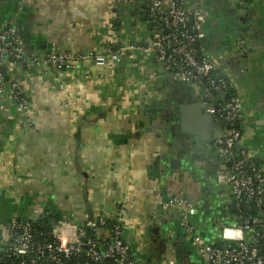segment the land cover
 I'll return each mask as SVG.
<instances>
[{
  "label": "crops",
  "instance_id": "1",
  "mask_svg": "<svg viewBox=\"0 0 264 264\" xmlns=\"http://www.w3.org/2000/svg\"><path fill=\"white\" fill-rule=\"evenodd\" d=\"M154 1L0 0V32L14 24L24 51L35 56L54 49L106 53L127 43L148 42L150 25L143 23L141 10ZM260 1L247 38L259 49L255 56L260 58L247 82L231 78L234 94L245 106L240 121L243 146L264 174V0ZM210 4L203 0L205 12ZM132 34L139 40H132ZM208 47L195 48L199 54L220 57ZM162 67L141 52L107 65L85 57L70 74L21 70L4 63L2 72L21 83L32 113L29 125L21 128L13 104L0 98V238L15 218L35 222L49 214L56 219L65 215L72 226H83L90 222L88 202L94 219L117 212L136 264H166L167 257L176 264L205 262L180 227L178 214L164 204L172 197L187 200L192 195L193 222L204 240L214 244L221 213L226 210L228 221L236 220L230 186L219 181L228 169L216 141L212 163L192 170L183 167L173 175L177 181L172 176L162 183L159 154L165 150L159 147L157 133L146 130L156 108L153 102H176V88L160 78ZM185 102L187 128L193 131L197 105L191 97ZM214 132L227 133L216 119ZM205 196L218 209L203 215L196 204ZM58 232L65 237L75 234L66 226ZM2 246L0 241V256L5 255Z\"/></svg>",
  "mask_w": 264,
  "mask_h": 264
},
{
  "label": "built area",
  "instance_id": "2",
  "mask_svg": "<svg viewBox=\"0 0 264 264\" xmlns=\"http://www.w3.org/2000/svg\"><path fill=\"white\" fill-rule=\"evenodd\" d=\"M128 1L124 0L125 3ZM150 16L152 31L147 43H127L119 49H108L106 53L79 54L54 49L43 56L30 55L22 47L16 26L7 24L0 32V67H4L5 62H10L21 70L36 68L70 74L85 57L98 65H107L122 62L127 54L141 52L146 58L163 65L166 72H174V76L180 81L201 84L205 88L208 102L207 113L212 114L223 129L229 132L228 136L224 135L216 142L218 155L228 169L227 173L220 176L219 181L230 186L235 209L254 207L264 218V174L243 146L240 121L245 115L244 103L234 94V80L227 69L217 61L216 56L199 54L194 46L202 37L199 31L204 23L203 0H155ZM219 73L221 77L218 76ZM2 97L13 104L18 114L17 125L21 128L27 127L28 116L32 113L30 101L25 96L20 82L9 80L0 73V98ZM222 97L225 99L221 100ZM122 207L123 205L118 209ZM164 208L178 214L179 225L193 249L203 259L207 258L208 264H264V228L261 233L252 228L261 223L260 218L248 217L243 218L240 223L234 221L225 225L221 231V243L215 245L206 242L198 232L193 222L196 208L185 198L172 197L165 202ZM115 212L110 216H115ZM106 217L98 214L85 226L100 236L102 231L99 226L105 225ZM117 219L111 239L104 236L85 242V226H72L64 215L57 219L53 227V241L40 244L35 258L21 264H37L39 261L45 264H66L73 255H81L83 248H88L85 256L89 262L86 264H106V261L136 264L131 248L124 239L123 222L121 218ZM65 226L74 229V236L65 237L59 234L58 228ZM6 237L8 240L3 242L6 246L5 258H26L35 238L33 222L21 219L14 222ZM225 245L227 248H224ZM98 247L101 249L98 250ZM3 258L0 256V264ZM165 263L176 264L173 258L168 257Z\"/></svg>",
  "mask_w": 264,
  "mask_h": 264
},
{
  "label": "water",
  "instance_id": "3",
  "mask_svg": "<svg viewBox=\"0 0 264 264\" xmlns=\"http://www.w3.org/2000/svg\"><path fill=\"white\" fill-rule=\"evenodd\" d=\"M220 3L222 9H225L229 16L225 27L230 33L231 41L229 43V48H221V51L226 52L225 57L222 58L221 55L220 57L218 56L219 58L217 59L220 62L221 60L224 62L223 64L226 66L225 68L231 76H237L236 81L245 83L249 80L246 77H249L253 67L256 66L258 59L260 58V56H255L259 49L255 47V43H250L247 38L251 26L250 20L253 19L255 14L261 9V1L223 0ZM144 9L148 10V7H145ZM238 10L239 13H237ZM237 16H239V18H245V21H242V19L240 20L245 25V28H235L238 22L236 18ZM147 20L151 21V18H143V21ZM205 28L206 22L202 24L199 32L202 37L195 42V47L198 49L201 44L208 45L210 41L208 38L209 34H207ZM212 49L213 48L210 47L209 51H212ZM199 53H201V51H199ZM165 72L164 67H162L159 71L160 78L168 81L170 87L174 85L176 88V102L171 103L170 100H157L156 102H153L155 103L156 108L152 110L150 117L147 119L149 126H147L146 130L148 132L157 133L158 138H161L163 135L166 136L167 149L159 154L161 165L158 169V176L159 178H162V183L166 185L169 178H171L176 171L180 169L183 170V167L192 170V168L206 167L209 163H212L210 158L212 159L214 155V143L223 135L222 133L217 134V132H214V116L206 112V106L202 104L200 97H198L199 92L202 91V85L182 82L174 76V72H170L167 75V72ZM218 76L221 77V74L219 73ZM240 78L241 80H239ZM244 78H246V80ZM189 97L192 98V101L194 102L193 104L197 105L195 108L198 111V117L195 119L193 131L187 128V104H184ZM224 99L225 97L221 98V100ZM219 100L220 99H217V101ZM225 135L228 136L229 132L225 133ZM218 177L219 176H215L213 179L217 178L218 180ZM173 178L177 181V176H173ZM85 201L87 202L86 199ZM187 201L189 204L193 205L195 200L192 195H189ZM197 202L196 207L201 209V214L203 215L204 211H208V209H211V211L218 209L217 206H213L215 202L211 204L206 201V196ZM86 204L88 207L89 219L90 221H93L92 208L88 202ZM224 208H227V205H225ZM232 211L235 212V207L232 208ZM225 212L226 210L221 213V220H216L219 232L217 231L216 234L215 245L219 244L222 228L225 225L233 223L229 222L230 220L228 221ZM208 219L211 220V218ZM18 220L20 219L15 218L11 221V224H8L5 234L0 238V241L6 242L8 240L6 234L10 231L11 225ZM159 230L160 229H158V231ZM2 247L6 248L5 245ZM224 248H227V246L225 245ZM1 253L5 254L6 249H2ZM204 260L205 264H208V259L205 258ZM112 263L116 264L113 261Z\"/></svg>",
  "mask_w": 264,
  "mask_h": 264
},
{
  "label": "trees",
  "instance_id": "4",
  "mask_svg": "<svg viewBox=\"0 0 264 264\" xmlns=\"http://www.w3.org/2000/svg\"><path fill=\"white\" fill-rule=\"evenodd\" d=\"M152 26H149L148 31L151 34ZM3 70V66L0 67V73L4 74L2 72ZM5 75V74H4ZM234 205V204H233ZM235 216H236V222L240 223L242 222L243 218H254V217H258L261 219V223L259 225H255L252 228L255 231H258L261 233V231H263L264 228V218L261 217V214L254 208H248V207H244L242 208H237L235 209L234 212ZM59 219V218H58ZM117 217L116 216H110V217H106L105 218V225L103 226H99L100 230L102 231L101 235L99 236V234L93 232L89 227H86L85 224V231H86V236L83 239L85 242L88 241V239H93V238H103L104 236L108 237L109 239H111V234L113 232L114 226L117 223ZM57 219L54 217V215L49 214L46 215L43 219H39L35 222H33V233H34V240L31 243V250L29 255L26 258H23L22 256H11V257H6L5 255H1L3 258V261L1 264H21L23 261L24 262H30L31 259L35 258L36 255V250L37 247L40 244H44L46 242H51L53 241V237H52V230L53 227L56 223ZM263 233V232H262ZM261 243H263V240L261 241ZM98 250H100L101 248L98 247ZM86 251H88V248H83V252L81 253V255H73L69 260L66 261V264H86L87 262H89V259L85 256L86 255ZM37 264H45L43 261H39ZM106 264H113L111 261H106Z\"/></svg>",
  "mask_w": 264,
  "mask_h": 264
},
{
  "label": "flooded vegetation",
  "instance_id": "5",
  "mask_svg": "<svg viewBox=\"0 0 264 264\" xmlns=\"http://www.w3.org/2000/svg\"><path fill=\"white\" fill-rule=\"evenodd\" d=\"M221 1H223V0H211L209 10L207 12H205L203 9V20H204V22H206L205 30L207 31V34H209L208 38L210 41L208 43V46H209L208 49L210 47L213 48L212 52H214V50H215V52H220V55H219V53L218 54L215 53V54H217L218 56L222 55V58H224L226 55V52L221 51V48H224V47L229 48V46H230L229 43L231 41L230 40L231 37H230V33L228 32V30L225 27L227 24V21L229 19V16L227 15V11L225 9H222V7L220 5ZM245 1H247V0H245ZM152 6H153V2L147 6H144V8L148 7V10H146V9L141 10L142 14H143L141 16L143 18H146V19L151 18L150 14H151ZM237 13H239V10L237 11ZM236 18H237L238 22H237L235 28L236 29L245 28V25L240 21L241 19H242V21H245V18H243V17L239 18V16H237ZM143 23L146 24L147 26L150 25L149 20L144 21ZM223 63H222V65L224 67H226ZM239 80H241V78ZM237 82H240V81H237ZM198 97H200L202 104L207 107L208 102H206L204 86H202V91L199 92ZM161 100H163V99H161ZM181 167H182V165H181Z\"/></svg>",
  "mask_w": 264,
  "mask_h": 264
},
{
  "label": "rangeland",
  "instance_id": "6",
  "mask_svg": "<svg viewBox=\"0 0 264 264\" xmlns=\"http://www.w3.org/2000/svg\"><path fill=\"white\" fill-rule=\"evenodd\" d=\"M140 24V23H139ZM141 25V24H140ZM139 27V26H138ZM143 28V26L141 25L140 26V30ZM144 29V28H143ZM139 30V31H140ZM145 30V29H144ZM139 38H140V36L138 35V36H136L135 34H132V40H134V41H138L139 40ZM213 56V55H212ZM158 140V143H159V147L160 148H163V150H165L166 151V142H167V139H166V136L165 135H163L161 138H158L157 139ZM158 147V148H159ZM216 231H218V229L216 230ZM219 232V231H218Z\"/></svg>",
  "mask_w": 264,
  "mask_h": 264
}]
</instances>
